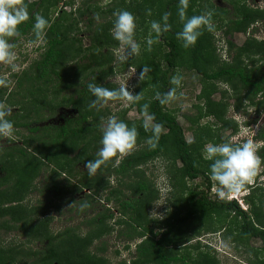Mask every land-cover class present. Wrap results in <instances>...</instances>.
I'll use <instances>...</instances> for the list:
<instances>
[{"label": "trees", "instance_id": "trees-1", "mask_svg": "<svg viewBox=\"0 0 264 264\" xmlns=\"http://www.w3.org/2000/svg\"><path fill=\"white\" fill-rule=\"evenodd\" d=\"M76 1L25 0L28 3L30 19L20 26L21 36L10 41L17 43L20 39L30 37V43H37L32 31L37 13L51 23L45 41L37 48V52H40L39 59L20 74L14 75L18 85L16 92L8 93V89L0 86V102L18 109L7 119L14 123V129L26 128L31 133L21 137V146L0 149V153H4L0 160L4 174L0 177V186L10 181L15 182L11 189L0 190V230H19L30 239L45 242L47 246L43 250L26 249L23 245L10 246L8 249L0 247V264H109L106 260L92 255L88 248L95 238L110 233L108 220L113 214L98 215L97 218L89 220L87 226L92 228L86 238H81L73 229L54 235L46 230L47 225L33 226V218L28 214L35 213L39 207L45 210L52 203H44L43 206L28 212L23 206L28 190L25 188V182L31 183L38 171L53 165L55 170L52 178L61 173L60 171L66 172L70 180L80 175L83 179L82 188L92 189L94 195L98 194L101 188L107 190L108 177L116 176L120 179V186L124 189H113L108 197V202L116 198L120 203L121 218L116 223L127 227L125 236L130 240L146 237L136 245V257L131 260V264H220L215 256H212L211 246H206V253L201 244L182 247L184 242L190 239L186 224L191 221H196L198 225L194 229V235H198L202 228H208L212 233L223 231L224 238H231L238 244L247 245L252 239L261 240L262 254L257 255V261L249 260V264H264L263 187L257 182L252 188L250 196L244 200L247 210L242 209L236 201L213 200L209 194L213 188V181L210 179V165L213 161L204 159V146L208 143L217 144L220 140L214 141V135L209 132L207 135H201L199 130L194 141L187 142L177 116L168 111L167 105L162 106L155 99L157 91L163 94L172 87L170 78L177 70L190 69L203 77L199 100L205 103L199 106L200 117L211 116L220 124H227L226 115L231 106L226 103L229 95L234 99L232 107L236 111H240L247 103L249 107L255 108L257 113L264 112V41L258 42L255 38H249L241 47L227 41L232 59L221 62L216 54L211 32L207 29L203 30L195 46L184 48L182 42L177 40L176 34L183 28L178 16L179 0H111L106 10L101 9L95 0H83L79 7H76ZM200 1L189 0L187 17H191L198 9ZM230 5L232 10L218 9L213 4L210 10L213 13V30L219 29L220 26L225 37L247 33L256 23L264 21V9L249 6L248 0H230ZM68 7L71 8L70 12L66 10ZM149 9L151 15H147ZM117 10H127L135 15L138 18L139 31L143 33L142 38L146 39L141 45L142 58L122 60L118 66L113 50L119 42L110 33L115 21L113 13ZM166 12L170 13L171 30L160 36L149 52L147 38L151 21L162 23L161 18ZM233 12L234 18H231ZM100 20L106 22L97 26L96 23ZM82 23L86 24L85 29L81 27ZM85 34L89 38L88 46L83 42ZM153 38L155 39L154 33ZM160 61L166 64V70L160 76L156 71L154 76L146 73L145 80L150 81L149 83L141 82L138 78L139 86L137 84L135 87L136 92L132 86L128 87L135 95L143 92L147 83L148 87H153V96L150 100L145 98L144 101L131 103L125 110L128 112L138 107L142 114V105H150L149 111L156 118L154 123H162L164 126L157 147L137 150L122 159L118 165L115 160L119 157L114 158L92 177H89L88 171L86 174L79 172L77 165H85L89 160H95L102 147L101 119L113 116L110 108H89L95 97L89 92L87 85L95 83L116 89L118 87L115 84L103 85V81L117 73L123 74L128 68H137L136 72L140 75L144 68L152 70L154 64L157 66ZM221 86H226L227 90L221 91V100L215 102L212 97ZM63 108L74 109V117L66 119L64 124L30 127L31 123L46 121V114L54 117ZM117 118L130 128L136 125V122L127 121L121 114H118ZM232 127L238 132L236 124ZM209 131L211 132V129ZM138 133L137 146L152 136L150 131L138 130ZM259 138L264 143V130L260 131ZM71 154L74 156L71 157ZM258 155L262 159L261 166H264V144ZM168 156L173 159L168 170L169 181L178 193L174 204L175 221L171 223L166 220L164 233L158 232L154 237H150L153 230L148 227L151 221L147 218L146 209L160 193L142 168L159 157L169 159ZM177 163L182 166H177ZM51 177V183L45 186L42 193H52V198L56 199L73 194L67 186L61 187L55 178ZM202 177L207 181L209 192L189 186ZM126 190L130 191L133 199L121 201L120 197L124 196ZM78 191L80 190L77 189ZM94 195H87L82 204L92 208ZM129 215L130 219L126 218ZM41 228L45 230L40 232ZM125 249L129 250L130 246L127 245Z\"/></svg>", "mask_w": 264, "mask_h": 264}, {"label": "rangeland", "instance_id": "rangeland-1", "mask_svg": "<svg viewBox=\"0 0 264 264\" xmlns=\"http://www.w3.org/2000/svg\"><path fill=\"white\" fill-rule=\"evenodd\" d=\"M30 2H34L35 0H29ZM99 3L101 9L106 10L107 6L110 4L111 0H95ZM141 2L142 0H137ZM210 0H201L199 5L197 6V10L193 12V15H201L211 10L212 4L214 7L218 9L229 8L232 10V6L230 5V0H212L211 4ZM136 2V0H135ZM83 4V0L76 1V7L81 6ZM249 6L259 7L264 9V0H248ZM68 12L71 11V8H66ZM104 16V14L102 15ZM135 16V15H134ZM231 18H234V12L230 15ZM136 18V31L134 39L140 45V50H142V44L146 41L145 37L142 38L143 33L139 31V22ZM105 20H100L96 23L97 26L105 23ZM216 23L219 24V21ZM81 27L85 29L86 24L82 23ZM212 30L211 35L214 41V46L216 48V54L218 59L221 62L229 61L232 59L229 53V46L227 41H231L236 46H243L247 39L255 38L258 42L264 41V21H260L256 23L247 33H236L231 37L224 36V30L220 29ZM206 29V28H205ZM208 31V30H207ZM112 34V29L110 31ZM113 36V35H112ZM251 36V37H250ZM30 37L20 39L16 44V54H17V65L18 69L16 71H12L10 68L0 65V74H3L6 79L9 81L7 87L3 86V89H8V93L16 92L17 90V82L14 78V75L20 74L23 70L28 68L36 59H39L40 52H37V48L42 45V42L30 43ZM141 39V41H140ZM84 44L88 46L89 38L88 35H84ZM141 52L137 56H129L127 46H121L120 43L116 48H114L113 53L115 55V62L118 64L121 63L122 60H128L130 58H139ZM142 58V57H140ZM161 63V64H160ZM157 64V63H156ZM152 70L148 71L147 74L151 76L155 75V71L161 73L166 70V64L161 61L159 64L151 68ZM160 70V72H159ZM137 68L131 69L128 68L123 74H115L114 77L105 79L103 81V85L106 84H115L117 87L120 85H128V87L132 86L133 91L136 92L135 87L137 86L139 75L137 74ZM179 74L182 76V84L177 89L178 99L169 103L167 105V109L170 113L174 114L178 118V122L182 126L184 130V135L187 142H192L195 139V134L197 131L201 130V135H207V132L214 135L213 140H220L217 144L223 142H232L233 144L243 143L246 139L252 138L255 141V133L257 131L264 130V112L261 111L257 113L256 109L253 107H249V105L244 104L240 111H236L232 106L234 105V99L229 95L226 99V103H229L231 106L226 115L227 124H220L219 121L214 117H200V107L204 105V101L199 100V96L203 89V77L197 71L194 70H186L182 69L179 71ZM175 75V74H174ZM149 83L150 81L145 80L144 82ZM145 83V89L143 91V101L151 98L153 96V87H148ZM139 86V84H138ZM172 87H174L171 84ZM141 87H144L141 85ZM226 86H221L219 91L216 92L212 100L215 102H219L221 100V91H226ZM182 93V95H180ZM51 98L53 97L51 93L48 94ZM141 100V101H142ZM131 103L122 102V101H113L112 103H108L102 108H110L113 115L118 117V114H121L125 117L127 121L136 122L137 130H144L142 127L143 115L138 111V107L130 109L128 112H125L126 108L130 106ZM11 115H14L18 109L11 108ZM46 121L38 122V124L31 123V128L35 127H43L46 125H60L64 124L65 120L68 118L74 117V109L73 108H63L58 111V113L53 116H48L46 114ZM232 123V124H231ZM238 126V132H235V126ZM211 129V132L209 131ZM166 132V131H165ZM220 138H218V135ZM31 133L26 128L14 129V136L11 139L0 137V149H6L13 146H21L22 141H20L22 136H28ZM214 144V143H213ZM36 145V143H35ZM148 144L146 141L137 146V150H142L148 148ZM90 148L88 149V152ZM132 152V153H133ZM78 153V151L76 152ZM94 153V152H91ZM4 155L3 152L0 153V160ZM71 157L74 154L70 155ZM128 156V155H127ZM124 157H119V162L124 159ZM159 157L144 166L142 170L146 172L149 180L153 182L156 186L157 191L160 193L156 200L152 201L151 205L146 209V215L151 224H149V228L153 230V234L151 233L150 237H154L158 232L160 234L164 233V229L166 225L164 222L166 220L173 223L175 221V207L174 204L177 200L178 193L175 191V187L169 181L168 170L171 165V161H173L172 157ZM8 164V163H7ZM177 166L181 167V163H177ZM77 170L82 174H86L87 169L85 165L79 163L77 165ZM53 170H55V165L49 166L48 168H43L38 171L37 176L31 183L25 182L27 186H25L27 190L23 206L27 208L28 212H31L34 208H38L39 206H43L44 203L51 202L52 204L47 207V209L43 210L39 207V209L35 213H30L28 216L33 218V226L44 224L47 225V231L51 232L54 235L65 232L68 229L76 230L77 235H80L81 238H86L88 233L91 231V228L87 226V222L92 220L93 218H97L98 215L103 214H113V217L108 220V226L110 227V233L104 234L100 238H95L93 243L89 246L88 251L92 255H96L98 258H102L106 260L109 264H131V260L136 257V245L141 243L146 239L145 238H137L135 240L128 239L125 234L128 232L127 227L125 225H118L116 222L121 217L120 211V203L117 202L116 198H113L110 202H108V197L110 192L113 189H124L121 187V183H119L120 179L116 176H111L107 178L109 181L107 184V190L104 188L99 189L98 194L94 195L95 192L92 189L82 188L83 179L79 175L76 178L70 180L69 175L60 171L58 175H54L56 182L59 183L61 187H68L73 194H69L62 199L52 198V193L44 194L42 191L45 186L51 183L50 177L53 174ZM4 174L0 167V177H3ZM52 178V177H51ZM52 178V179H53ZM256 178L258 180H256ZM253 182L259 186L263 187L264 190V166H261L260 172L257 174ZM15 184L14 181H10L7 184H3L0 186V190L11 189ZM190 187H199L200 190H204L205 192H209L207 188V181L204 177L197 179L195 182L189 184ZM188 186V187H189ZM248 186V185H247ZM246 186V187H247ZM77 189L80 190L77 192ZM243 192V191H242ZM89 194H93V207L89 208L87 205H83L82 202L86 200V196ZM210 196L213 200L221 199L218 196V185L213 182V188L209 192ZM241 195V197H240ZM238 198V204L241 206V199H243V193L232 194L228 200H233V198ZM123 201L132 200L133 196L130 191L126 190L124 192V196L120 197ZM245 205V203H244ZM8 206V205H7ZM112 209V211H107ZM247 206L244 208L247 210ZM130 216L126 218L130 219ZM10 218V217H9ZM127 220V219H126ZM167 221V222H168ZM32 223V221H31ZM11 224V222H10ZM190 224V225H189ZM186 226L189 228L188 242L185 241L182 247L193 246L197 244H201V247H204V253L207 252L206 246L213 245L212 247V256H215L216 260L220 264H249V260L257 261V255L262 254L260 250L263 248V243L259 239H252L249 243L246 244H238L235 243L231 238H224L223 231H215L216 233H212L208 228L203 229L198 233V235H194V229L198 227L196 225V221H191ZM6 229V228H5ZM5 229L0 230V247L4 249H8L10 246H22L26 249L33 250H43L46 248L47 244L42 241H37L33 238H29L23 235L19 230H13L10 232H6ZM143 229V228H142ZM45 230L44 228L40 229V232ZM141 231V230H140ZM188 231V229L186 230ZM129 245L130 249L127 250L125 247ZM239 246V248H238ZM202 251V252H203Z\"/></svg>", "mask_w": 264, "mask_h": 264}, {"label": "clouds", "instance_id": "clouds-1", "mask_svg": "<svg viewBox=\"0 0 264 264\" xmlns=\"http://www.w3.org/2000/svg\"><path fill=\"white\" fill-rule=\"evenodd\" d=\"M189 7V0H179L178 16L183 23L182 31L176 34L177 40L182 42L184 48L195 46L198 38L203 34L206 28L208 31L214 29L212 16L208 11L201 15L186 16ZM115 16L114 26L112 28L113 38L120 45L127 46L129 56H137L140 53V45L135 41L136 18L127 10H117L113 13ZM151 15V10L147 11ZM170 13H164L162 23L151 21L150 31L147 38V51H152V45L158 42L160 36L171 30L169 23ZM30 13L28 3L25 0H0V65L10 68L12 71L18 69L16 44L10 42L12 38L21 36L20 26L29 21ZM33 33L35 42H44L47 30L51 28V23L43 15L37 13L34 17ZM155 34V39L153 38ZM150 71L144 68L139 75V80L144 81L146 73ZM82 80V79H81ZM171 87L166 93L156 92L155 99L164 106L178 99L177 89L182 84V76L177 73L170 78ZM9 81L3 74H0V86L7 87ZM89 92L95 99L89 104V108H97L107 105L111 101H122L127 103H138L143 99V92L133 94L129 91L128 85H120L116 89L89 83L87 85ZM182 95V93H180ZM150 105H142V127L152 133L146 143L152 149L157 147L159 139L163 133L162 123H154L155 115L149 111ZM12 109L6 103L0 102V137L11 139L14 136V123L7 119L11 115ZM100 131L102 147L97 153L95 160H89L85 164L89 177L96 175L102 166L112 162L114 158L124 157L131 154L137 147L138 130L135 125L131 128L123 121L118 120L116 116H108L101 119ZM260 131L255 133V141L252 138L246 139L243 143L233 144L232 142H223L219 144L208 143L204 146V159L213 161L210 165V179L218 185V196L221 199H227L232 194L243 193L241 207L244 208V200L251 194L255 186L253 180L261 170L262 159L258 155L259 149L263 146V141L259 138ZM116 165L119 159L115 160ZM248 185V186H247ZM247 186V187H246ZM243 191V192H242ZM241 197V195H240ZM228 200V199H227ZM230 201H239L237 196ZM213 247V245H209Z\"/></svg>", "mask_w": 264, "mask_h": 264}]
</instances>
